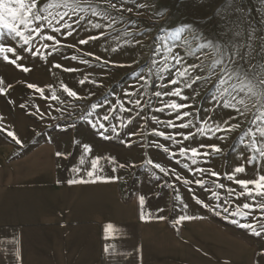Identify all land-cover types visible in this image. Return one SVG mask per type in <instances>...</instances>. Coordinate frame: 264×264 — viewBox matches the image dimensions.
Wrapping results in <instances>:
<instances>
[{
  "label": "snow or ice",
  "instance_id": "6c2138e0",
  "mask_svg": "<svg viewBox=\"0 0 264 264\" xmlns=\"http://www.w3.org/2000/svg\"><path fill=\"white\" fill-rule=\"evenodd\" d=\"M259 2L264 6V0H259ZM242 4L243 0H225V3L220 5L214 13V16L221 22V31L216 35H207L203 30L188 24L167 31L163 37H160V46L155 49L158 55L163 56V59L159 62L151 61L147 65L145 73L138 78L141 82L139 87L134 91L126 92L124 95L128 97L127 103L139 109L136 116L145 120V124L140 125L141 128H145L147 117H142L141 113L145 107L151 108V105L146 102L142 104L143 96L148 95V93L147 91L141 92V89L149 88L151 78L155 75L161 77L164 73L172 75V78L167 82L169 90L155 91L153 95L162 104L154 111L167 112L170 116H174V119L160 120L153 116L151 118L152 122L163 124L168 129L194 128L196 131L166 133L152 129L150 133L145 132L143 134L145 138L149 135L159 137L171 142L172 145H180V147L178 150L173 151L164 144L155 141L149 145L141 143L140 147L154 146L162 149L171 157L178 156L181 159H178L176 163H181V160L187 161L188 163L184 164V168L194 174H199V177L187 178L176 169L165 167L152 159H145L139 166L150 168L156 180L161 178L157 175V173H160L164 177L174 178L183 186L197 185L202 191H206L208 195L201 198L195 194L194 189L191 187H188L187 191L193 194L192 199L202 210L216 215L224 214L226 218H239V220L245 221L240 224L242 228L254 237H264V15H262L259 23H256L249 19L248 11L242 7ZM101 5H107V8L121 13L133 12V7H129L125 0H121L119 6L115 0H99V2H94V0H47L42 6L38 0H0V35L7 33L11 38L0 43V59L14 65L24 73H28L31 69L20 63L25 58L24 52L47 61L49 57L60 52L62 46L75 47L73 44L61 45V41L56 34L72 37L78 28L83 27L87 31L90 27L101 31L98 35H89L87 38L80 39L78 44L87 45L90 41L102 40L107 34L105 28H113L117 20L115 17L108 15ZM136 7L144 9L146 4L137 3ZM92 17L107 20L108 23L105 25L96 22ZM48 32L52 34H47ZM124 35L130 36L132 33L125 32ZM37 38L41 42L39 46L34 43ZM181 40L183 42L181 47L184 51L182 53L174 52L169 42ZM136 43H140V41L137 40ZM112 51L116 52L118 49L113 48ZM85 55L94 57L97 61L101 60V57L94 56L91 52H86ZM190 58L194 59L189 62ZM71 59L76 60L77 57L72 56ZM205 61L209 62L205 63ZM82 63L89 64V61L84 60ZM102 63L104 65L112 63L114 67H132L133 64H137L139 61L135 60L133 64H118L104 59ZM51 67L69 73L77 71L76 68L64 67L60 63H53ZM172 69H176L174 74ZM201 81L205 85H211L209 91L214 92L213 98L219 110L225 112L226 118L219 123L212 117H209L208 120L196 121L193 113L184 111V109L191 107L183 102L190 98L187 90L195 92L194 85L199 84ZM78 84L81 87L86 84L103 87V84H98L96 80H89L87 77L81 78ZM12 87V84L5 86L4 79L0 78V96H7ZM26 87L32 90L33 93L39 94L40 99L53 101L58 105L55 111L60 112L62 116L49 117L52 120L67 118L72 115L75 107L79 105H70L69 99L73 102L85 101L91 100L96 95L91 90L87 95H81L77 90L63 83L60 85V90L65 95L64 99H61V96L57 94L56 90L52 89V86H48V94H46L45 87L33 83H26ZM196 95L198 96L199 92H196ZM132 97L137 98L133 100ZM165 97L176 99L165 100ZM7 102L10 105L15 103L10 98ZM117 103L119 104V111L129 113L133 111V108L125 107L124 103ZM18 106L25 110L32 107L34 110L28 114L39 120H44L47 115L46 110H42L35 103L31 105L20 103ZM52 107L53 105L49 103L48 108ZM100 107V103H92L90 105L91 110L80 115L78 119L87 121L105 139L108 138L106 134L109 133L121 137V129L127 128L134 121V118H129L127 122H124L123 118H117L120 123L112 124L113 113L117 109L109 107L103 115H100L97 111ZM94 114L95 118L93 119ZM249 115H251V119H248ZM190 116L193 119L183 122ZM242 118L248 119L249 123V128L240 137L241 142L244 144V163L237 164L227 174H221L211 168L197 166L201 160L207 163L208 157L222 155L223 149L218 144L187 146L185 141L192 140L197 134L209 139L214 138L225 141L229 138L230 133L241 127ZM3 120L4 117L0 116V121ZM177 121L181 122L177 123ZM53 126L59 127L58 124L48 125V127ZM67 127H75V124H70ZM0 133H3L6 138H9L20 148L25 146L11 125L5 123L0 126ZM126 135L130 137L127 143L131 147L133 142L131 137L141 135V133L133 131L126 133ZM205 148L209 151H201ZM92 152V146L85 143L79 164L84 165L85 157L90 156ZM55 155L58 158L67 159V156L62 152L57 151ZM102 159L110 165H117L119 169L138 167L135 163H119L110 156H94L91 159L90 168L85 171L84 175H79L82 171L80 167H73L71 171L77 174L79 178L69 179L67 183L69 185H88L111 182L113 179L111 176L99 175L104 170L100 165ZM117 167H112L111 172H116ZM249 168H251V173H249ZM205 175L213 179L211 181L205 180L203 178ZM224 180H227L229 185H226L223 182ZM57 183L60 182L57 181ZM209 184L214 185L215 189L226 190L228 199L221 200L220 192L213 190L212 187H206ZM165 186L176 188L175 184H171L167 180ZM175 199L180 201L186 212L189 205L183 201L180 195H176ZM138 202L139 206L143 208L145 196L140 195ZM163 211V208L158 209V212ZM157 218L159 220L165 219L164 216H158ZM203 218V216L184 214L175 220V224ZM140 219H145L143 213H141ZM233 222H236V220L234 219ZM118 231L120 229L114 224L107 223L103 229L104 239H114L113 233ZM0 245H5V248L0 249V252L7 254L9 259L14 260L16 264H22V249L18 237L15 235L11 239L0 237ZM7 245L12 246L10 251ZM113 247V245H105L102 248V256L106 264H111L109 257L114 254ZM258 256L260 261L257 264H262L264 262V250L259 251Z\"/></svg>",
  "mask_w": 264,
  "mask_h": 264
},
{
  "label": "rangeland",
  "instance_id": "374dc122",
  "mask_svg": "<svg viewBox=\"0 0 264 264\" xmlns=\"http://www.w3.org/2000/svg\"><path fill=\"white\" fill-rule=\"evenodd\" d=\"M42 6L47 0H38ZM99 2V0H94ZM117 5H120L121 0H115ZM129 7H133V12H118L107 8V5H101L103 10H106L108 15L115 17L117 23L113 28H105L107 34L102 40L90 41L87 45H80L78 41L82 38H87L89 35H98L101 30L91 29L84 30L83 27L78 28L77 32L72 37L56 34L61 41V45L73 44L75 47H61L60 52L49 57L47 61L41 60L38 57H33L30 53L24 52V59L20 62L24 66L31 69L30 72L24 73L14 65L8 64L0 59V78L4 79L5 86L12 84L13 87L7 96H0V116L4 117L0 121V126L5 123L11 125L18 136L24 142V147L20 148L9 138H6L3 133H0V147L7 148L9 153V162L19 160H28L34 156L43 157L50 165L52 170H56L59 175L66 179L79 178V176L71 171L73 167L82 169L80 176L85 174V171L91 166V159L94 156L113 157L119 163L132 164L135 163L136 168L119 169L117 165H110L105 160L100 161L103 171L99 173L101 176H111V182L118 186L121 198L125 202L139 203L140 195L145 196V212L152 218L164 216L169 222H174L180 215H196L203 216V219L184 221L187 223H201L206 225L217 233L214 239L215 245L209 251V256L201 253L199 258L200 264H232L230 250L226 253V246L229 248L233 243V262H239V247L244 246L250 253V264H257L260 261L258 252L264 250V237H254L250 232L240 226L245 221L239 218L227 217L226 215H216L202 210L195 204L192 199V193L187 191L188 187L194 189L195 194L203 198L208 195L206 191H202L197 185L183 186L174 178L164 177L163 174L157 173L161 178L156 180L152 175V170L147 167H140L145 159H152L154 162H159L163 166L176 169L181 175L187 178H198L199 174H194L184 168L187 161L181 160L177 164L179 158L171 157L169 154L156 147H140V144L149 145L153 141L164 144L173 151L178 150L180 145H172L171 142L165 141L162 138L147 136L144 133H150L152 129L164 131L166 133H174L178 131L195 132L196 129H168L163 124H155L152 122V117L156 116L160 120L174 119L167 112L159 113L154 109L162 106L161 101L156 98L153 93L155 91H168V80L172 78L169 73L155 75L151 78L150 87L141 89V92L147 91L148 95L143 96L142 104L145 102L151 105V108L145 107L141 116L147 117L146 127L141 128V124H145V120L137 117L136 113L139 109L127 103L128 97L126 92L134 91L139 87V76L144 74L147 65L155 60L157 62L163 59V56L158 55L155 51L160 46V37L165 33L181 25L188 24L195 28L203 30L207 35H216L221 31L220 20L214 16L220 5L225 3V0H125ZM137 3H145L144 9L136 7ZM242 7L248 11L249 19L259 23L262 15H264V6L259 0H243ZM139 13V14H138ZM74 19V18H73ZM96 22L107 25V20H101L92 17ZM132 33L130 36H125L124 33ZM47 34H52L48 32ZM11 39L7 33L0 35V43ZM140 43H136V41ZM37 46L40 45L39 38L34 41ZM174 52L182 53L184 51L181 41H170ZM113 48L118 51H112ZM86 52H91L94 56L101 57L100 61L94 57L86 56ZM202 55V54H201ZM76 56V60L71 57ZM107 59L118 64H133V61L138 60L139 63L133 64L132 67H114L112 63L104 65L102 61ZM190 58L189 62H191ZM88 60L89 64H84L82 61ZM209 61H205L208 63ZM53 63H60L64 67L76 68L75 72H64L61 69L52 68ZM144 66V67H142ZM51 69V70H50ZM176 69H172V73ZM87 77L89 80H96L98 84H103V87L86 84L81 87L78 81ZM26 83H33L41 87H45L46 94L49 93L48 86L57 91L61 99L65 95L60 90V85L66 84L77 90L81 95H87L89 91L96 93L91 100L73 102L69 99L70 105H79L75 107L72 115L67 118L52 120L49 117H61L60 112L55 111L58 105L53 101H45L39 98V94L33 93L32 90L26 87ZM211 85H205L202 81L194 85L195 92L187 90L190 98L183 101L191 107L184 109L193 113L196 121L208 120L212 117L219 123L226 118L225 112L220 111L213 96L214 92L209 91ZM199 92V95H196ZM12 99L15 103L8 104V99ZM137 97H132L135 100ZM165 100L176 99L165 97ZM124 103L125 107L133 108L132 112L119 111V104ZM181 102V101H178ZM20 103L38 104L42 110H46L47 115L44 120H39L36 117L29 115L34 109L29 107L27 110L19 108ZM53 105L48 108V104ZM92 103H100L101 107L97 109L100 115H103L109 107L116 108L113 113L112 124L120 123L117 118H123L127 122L129 118H134V121L127 128L121 129V137H116L112 134H106L108 138H103L98 134L97 129L91 127L85 120L78 117L87 111H90ZM95 118V114L93 119ZM193 119L192 116L185 119ZM243 119V118H242ZM251 119V115L249 118ZM248 119H243L241 127L229 134V138L225 141H219L214 138L209 139L197 134L192 140L185 141L187 146H198L200 144L210 145L218 144L223 149L222 155H213L207 158V163L203 160L199 163V167L211 168L221 174L229 173L237 164L244 163V144L240 137L249 128ZM181 121H177L180 123ZM211 122V121H209ZM75 124V127H67L70 124ZM59 125V127L48 125ZM138 131L141 135L131 137L132 146L129 147L127 141L130 137L126 133ZM87 143L92 146L93 152L90 156L85 157V164L80 165L79 160L83 155V145ZM246 143V141H245ZM59 151L67 156V159L58 158L55 153ZM201 151H209V149H201ZM112 167H117L116 172H111ZM196 167V166H192ZM251 173V168H249ZM205 180L211 181L213 178L205 175ZM175 184L176 188L165 186V181ZM229 185L227 180L223 181ZM213 190L220 192L221 200L228 199L226 190L215 189L214 185H207ZM239 191V189H237ZM176 195H180L184 202L189 205L185 212L180 201L175 199ZM215 202V201H214ZM163 208V212H158V209ZM234 219L236 222H233ZM186 229V227H185ZM243 257V255H242ZM255 258V259H254ZM194 261V260H193ZM192 261V262H193ZM264 264V262H262Z\"/></svg>",
  "mask_w": 264,
  "mask_h": 264
},
{
  "label": "crops",
  "instance_id": "0c3cea01",
  "mask_svg": "<svg viewBox=\"0 0 264 264\" xmlns=\"http://www.w3.org/2000/svg\"><path fill=\"white\" fill-rule=\"evenodd\" d=\"M6 150L0 147V237L20 239L22 264H106L105 245L114 246L111 264H200L215 245L218 234L206 225L152 218L123 201L114 183L69 185L43 157L8 163ZM107 223L120 229L114 239H104ZM232 246L225 249L231 263L250 264L244 246L233 262ZM0 264L16 262L0 252Z\"/></svg>",
  "mask_w": 264,
  "mask_h": 264
}]
</instances>
